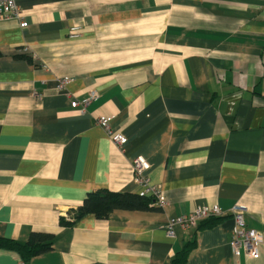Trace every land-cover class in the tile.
Instances as JSON below:
<instances>
[{"label":"crops","instance_id":"obj_1","mask_svg":"<svg viewBox=\"0 0 264 264\" xmlns=\"http://www.w3.org/2000/svg\"><path fill=\"white\" fill-rule=\"evenodd\" d=\"M15 3L0 20V238L53 234L28 264H170L194 237L184 264H264V0ZM138 155L164 206L60 223L89 191L143 194ZM236 203L262 232L257 258L232 252ZM213 205L206 225L167 235ZM22 262L0 247V264Z\"/></svg>","mask_w":264,"mask_h":264},{"label":"built area","instance_id":"obj_2","mask_svg":"<svg viewBox=\"0 0 264 264\" xmlns=\"http://www.w3.org/2000/svg\"><path fill=\"white\" fill-rule=\"evenodd\" d=\"M20 16V10L17 7L15 0H0V20L8 18H18ZM27 23L25 21L20 22L21 27H25ZM74 29V28H72ZM95 95L90 96L94 97ZM88 100L83 103L87 104ZM72 106H76L78 102L72 101ZM108 117L101 116L98 118L100 125L110 133L111 140L122 146L126 142V137L120 132H111L109 127ZM149 168L148 161L143 156H136L132 160V169L136 180L144 184L143 194L153 198V203L159 206H164L166 200L160 193L159 189L155 185L148 183L147 178L143 175V172ZM231 216L233 218V227L231 230L230 245L234 256L238 257L244 254L248 258H257L259 256V247L262 244V232L247 227L245 223V214L248 212L247 207L244 204L236 203L231 208ZM222 213L219 206H198L187 214L172 217L168 220L166 225V233L168 236H174V227L179 226L186 230L196 226L197 222L208 216H218ZM24 264V262L20 263Z\"/></svg>","mask_w":264,"mask_h":264},{"label":"trees","instance_id":"obj_3","mask_svg":"<svg viewBox=\"0 0 264 264\" xmlns=\"http://www.w3.org/2000/svg\"><path fill=\"white\" fill-rule=\"evenodd\" d=\"M157 207L158 206L153 203V198L145 194L111 191L106 188L97 189L87 192L81 203L68 213L71 219L60 217V223L71 225L74 221L88 213L93 214L98 219H104L115 209L148 210ZM216 217L217 216H208L199 220L193 229L196 230L206 225L202 223L203 220L208 222V220ZM52 241L53 234L51 233L31 232L28 239L24 242L10 238H0V247L16 251L24 264H28L34 256L50 249ZM195 248L196 239L194 237L186 241L182 248L174 254L170 264H184Z\"/></svg>","mask_w":264,"mask_h":264}]
</instances>
